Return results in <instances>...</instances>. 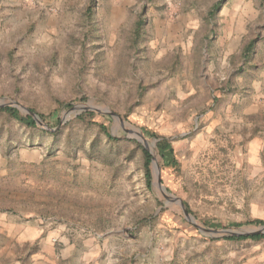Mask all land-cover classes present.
<instances>
[{
    "label": "rangeland",
    "instance_id": "rangeland-1",
    "mask_svg": "<svg viewBox=\"0 0 264 264\" xmlns=\"http://www.w3.org/2000/svg\"><path fill=\"white\" fill-rule=\"evenodd\" d=\"M8 105L46 121L0 111V264H264V238L205 234L149 189L131 138L200 226H262L248 222L264 221V0H0Z\"/></svg>",
    "mask_w": 264,
    "mask_h": 264
},
{
    "label": "trees",
    "instance_id": "trees-1",
    "mask_svg": "<svg viewBox=\"0 0 264 264\" xmlns=\"http://www.w3.org/2000/svg\"><path fill=\"white\" fill-rule=\"evenodd\" d=\"M221 6H222V2L214 4L213 7L209 11V16L211 18H215L216 14L221 9ZM145 15H146L145 13L144 14L142 13V15L139 17L138 22L136 24L135 37H137V38L142 37L143 28L146 24ZM251 45H252V43L250 42L249 45L247 46L246 50H248V48H250ZM65 105L68 108L72 107L71 103H66ZM0 111L5 112L10 117L18 120L19 122L23 123L24 125H26L28 127H35L37 125V120L35 119V117L33 115L22 114L20 109L17 108L16 106H12V105L3 106L0 108ZM32 112L39 115V117L43 121H46V116L44 114L36 112L34 110H32ZM95 115H96V113L94 111L87 110L82 115H80V118L92 120L95 117ZM96 124L100 127L101 131H103L111 140H115V141L118 140L117 138H115L113 135H111L109 133V130H108V127L106 126V124L99 123V122ZM146 134L150 137L157 139L156 148H157V152H158L159 156L162 159L163 165L165 167H172L175 170H179L181 167L180 162H179L178 158L176 157L174 147H173V144H172V141L170 140V138L165 137L163 135H159V134H157L155 132H151V131H147ZM136 143L140 147V149L142 150L143 159H144L143 160L144 161L143 167H144L145 181H146L147 187L150 189L152 187V183H153V174H152V158H153V155L141 143H138V142H136ZM184 202H185V205H186L189 213L196 216V213L191 208L189 203H187L186 201H184ZM202 222L206 226H209V227L220 228L222 226V223L216 222L215 220L205 219V220H202ZM248 224L264 225V221L262 219H254V220L249 221ZM234 225L240 226L241 223H235ZM228 238L234 239V240L235 239H248V238L261 239V238H264V233L263 234L261 233V234L241 235V236H230Z\"/></svg>",
    "mask_w": 264,
    "mask_h": 264
},
{
    "label": "water",
    "instance_id": "water-1",
    "mask_svg": "<svg viewBox=\"0 0 264 264\" xmlns=\"http://www.w3.org/2000/svg\"><path fill=\"white\" fill-rule=\"evenodd\" d=\"M13 106H16L17 108H19L18 105H13ZM77 107H82V106L79 105ZM87 108L89 110H94V109H90L89 107H87ZM28 114L33 115L35 117V119L38 120V122L43 125V120L39 117V115H37L36 113H34L32 111H29ZM110 114L113 117H118L117 114H115L111 110H110ZM131 138H135L138 142L142 143L144 146L149 142L143 136H139V137L131 136ZM151 153L153 155V158H152V166H153L152 174H153V179H154L155 185L158 187L159 190H161L163 193H165L167 195V197H169L170 200H172L173 202L178 203L181 206L186 219L188 221H190L192 224H194V226L197 227L201 232H203L205 234H211V233H216V232H225V233H227L229 235H241V234L249 235V234H261V233H264V225H262V226H260L258 228H255V229H251L249 232L245 231V230H241V229H236V228L228 229V228H214V227H203V226H200L198 224L195 216L192 215L191 213H189V211H188V209H187V207L185 205V202L181 198H179L178 196L174 195L172 192H170L165 187V185L163 184V182L161 180L159 172H158V164L156 162V152H151Z\"/></svg>",
    "mask_w": 264,
    "mask_h": 264
}]
</instances>
